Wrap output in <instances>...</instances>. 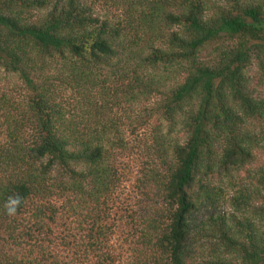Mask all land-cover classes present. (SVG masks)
<instances>
[{
	"label": "trees",
	"instance_id": "trees-1",
	"mask_svg": "<svg viewBox=\"0 0 264 264\" xmlns=\"http://www.w3.org/2000/svg\"><path fill=\"white\" fill-rule=\"evenodd\" d=\"M100 1L117 14L99 18ZM2 71L26 96L0 93V264H47L10 251L48 233L63 208L92 222L96 237L119 184L112 153L126 149L106 115L151 99L150 116L186 134L178 142L158 128L147 145L142 133L153 162L138 189L170 264H264V0H0ZM54 82L70 84L67 103ZM240 169L257 175L233 197L249 215L197 220L218 199L211 183ZM15 194L23 204L10 217L4 204ZM202 234L215 242L197 262L190 247Z\"/></svg>",
	"mask_w": 264,
	"mask_h": 264
},
{
	"label": "rangeland",
	"instance_id": "rangeland-1",
	"mask_svg": "<svg viewBox=\"0 0 264 264\" xmlns=\"http://www.w3.org/2000/svg\"><path fill=\"white\" fill-rule=\"evenodd\" d=\"M94 13L101 19L117 14L115 9L108 3L100 1L95 3ZM43 12H40L42 15ZM214 46H208L202 52L204 61L210 59L214 54ZM47 76L53 74V69L47 70ZM56 73L53 75L55 76ZM55 86H60L59 82H54ZM70 84L64 83L59 88L61 98L66 103L70 98ZM0 93H5L12 102H20L26 96V91L16 75L5 73L0 74ZM153 99L148 101H139L137 104H122L119 108L106 115L113 125H117L126 149H116L113 154L114 169L117 171L119 184L116 191L102 207V225L95 226L93 230L99 228L100 232L94 236L92 232V222L89 224L83 221L80 216H71L63 208L58 211L59 215L51 226L50 231L45 234L33 233V239L24 243L22 248L13 247L10 251L19 260H33L34 258H44L49 264L51 261L60 264H170L168 253L163 250L159 244L161 238L160 231L154 232L148 229L149 211L145 209L141 191L138 189L144 167H151V153L144 147L147 134V145L155 136V130L164 135H170L173 140L178 138L181 142L186 134L178 127L168 130L167 122H161L157 117H151V107ZM67 110L70 106L64 104ZM15 107V105H13ZM107 118H105L106 120ZM33 128L32 125H29ZM136 128V129H134ZM134 131L132 132V130ZM31 133L26 131V138L31 141ZM4 137L0 129V144ZM152 151V150H151ZM258 166L263 165L264 156L260 153ZM248 171H254L255 166L245 168ZM245 169H240L238 176L232 180L211 183V187L217 189V201L213 205L204 204V207L198 211V219L204 220L210 215H223L227 220L236 218L241 220L244 215L243 210H250L244 206L234 207L232 205L233 197L246 185L255 184L257 175L246 177ZM259 190L264 193L262 186ZM247 196V195H246ZM253 197V196H252ZM249 202V200H248ZM60 203H58V206ZM71 216V217H70ZM27 217V215L23 216ZM143 233V236H142ZM209 236V238H208ZM206 238L204 235H196L192 242L190 251L193 260L203 262L207 259L215 242L211 234ZM97 238V239H96ZM96 239V243L94 242ZM201 239V240H199ZM35 243V245H34ZM92 243L97 244V252H93ZM3 244L0 243V252L4 251ZM7 250V249H6ZM27 254H30L27 256ZM229 259V257H227ZM50 260V261H49Z\"/></svg>",
	"mask_w": 264,
	"mask_h": 264
},
{
	"label": "clouds",
	"instance_id": "clouds-1",
	"mask_svg": "<svg viewBox=\"0 0 264 264\" xmlns=\"http://www.w3.org/2000/svg\"><path fill=\"white\" fill-rule=\"evenodd\" d=\"M23 204V197L19 194L9 196L5 201L4 208L8 216H15Z\"/></svg>",
	"mask_w": 264,
	"mask_h": 264
}]
</instances>
